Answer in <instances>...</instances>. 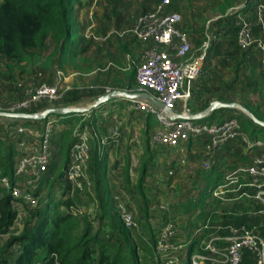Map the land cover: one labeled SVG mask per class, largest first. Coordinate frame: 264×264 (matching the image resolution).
<instances>
[{"label":"built area","instance_id":"2783aa9c","mask_svg":"<svg viewBox=\"0 0 264 264\" xmlns=\"http://www.w3.org/2000/svg\"><path fill=\"white\" fill-rule=\"evenodd\" d=\"M174 1L156 0L152 8L142 12L128 30L135 40L144 44V48L136 66V87L125 90L146 91L161 102L164 108L159 109L147 99H122L130 109L156 118V125L149 135L150 145L181 149L189 140H203L202 164L208 169L214 163L215 153L224 144L241 137L243 132L236 118L214 122L190 117L193 113L187 105L190 98L189 86L199 75L201 63L209 47L210 34H205L201 54L196 57L190 56V40L181 26V11L172 8ZM253 19L251 21L238 16L235 42L240 48L256 47L259 52L261 51L260 60L263 67L264 2H259L254 8ZM255 26H259L262 33L260 37L254 33ZM67 78L58 69L53 84L42 82L22 90L20 97L3 102L0 105V112H40L49 107L71 105L64 101L65 92L70 89V86L64 84ZM20 85L18 83V87ZM110 90L105 88L104 91ZM179 103L180 113L177 110ZM93 113L97 115L93 109L83 113L86 115L77 113L81 118L78 122H73L69 161L62 176V182L70 185L64 198L74 199L65 210L78 217L87 218H94V212L96 213L98 208L94 181L89 173L91 142H96L102 148L107 142H116L121 136L119 124L108 127L106 132L101 129V121L106 118L107 111L99 112L96 126L90 122L94 119ZM60 119L58 115H49L40 120L0 116V138L12 145L15 151L11 176L3 175L0 169V187L9 195L14 212L10 226L13 234H18L24 228L30 212L44 202L48 191L45 184L46 172L56 150L54 140L61 126L68 127L60 123ZM85 119L88 122H85ZM246 145L247 149L258 148L260 151L253 153L247 164L236 168L237 176L232 180L236 182V187L227 189L226 182H222L211 191V197L224 200L225 193L237 190L239 192L237 197L249 198L264 206V151L261 150L264 142L247 141ZM181 163H184V160H181ZM111 183L114 210L125 227L134 234L140 228L141 220L124 199L125 182L117 175ZM79 195L91 199L89 208L76 202L75 198ZM210 220V216L206 218L205 228L209 227ZM142 221L146 222L155 234L153 246L155 261L158 264H185L183 259L186 255L183 256L181 252L184 243L177 240L184 217L169 215L165 203H152L148 205L147 216ZM157 222L160 226L155 229ZM219 227L227 232L222 237L224 244L217 245L215 241L219 239L213 234L210 235L201 243V250H195L187 255L190 264H241L245 254L253 258L254 264H264V230L261 232L259 225L232 223ZM197 233L195 230L194 234ZM18 248L19 245L16 243L11 246L14 252H17Z\"/></svg>","mask_w":264,"mask_h":264},{"label":"rangeland","instance_id":"374dc122","mask_svg":"<svg viewBox=\"0 0 264 264\" xmlns=\"http://www.w3.org/2000/svg\"><path fill=\"white\" fill-rule=\"evenodd\" d=\"M260 1L262 0L174 1L172 8L181 11V26L187 32L190 40V56L196 57L201 54V45L205 34H210L209 47L206 50L199 75L195 79L194 84L195 90L197 92L202 90L206 99L220 97L227 99L229 102H237L242 105H260L261 110H264V76L260 74L262 67L258 63V56L261 58L262 52H259L256 47L240 48L234 41L233 34V28L237 27L238 16H243L253 21L254 8ZM155 2L156 0H76L72 10L75 27L74 39L76 42L71 46L77 51L76 64L66 63L64 68H59L56 63H53L44 69L40 66V62L36 61L27 65L25 70L21 71L12 61L1 56L0 105L5 101L20 97L22 90H26L36 84L42 82L53 84L57 78L58 69L65 76H71V81H69L71 86H80L84 91H91L94 88L125 89L126 85L121 87L120 81L128 83V74L138 65L140 54L144 48V44L135 40L128 30L136 18L142 12L150 10ZM228 3H231V6L227 7L223 12L222 8ZM254 29L255 35L260 37L262 33L259 26H255ZM53 48L54 41L49 39L45 47L39 51L42 58L48 55ZM18 83L21 84L20 87H18ZM135 87L136 84L133 81L131 88L134 89ZM197 92L195 93L196 96ZM96 94H94V97L92 95L82 98L79 102L71 105L89 106L96 98ZM122 102H124L122 98H116L114 101H108L93 109L97 116L93 113L92 125L96 126L95 122L99 118V112L109 109L113 104L120 106L123 104ZM219 111L221 112L219 117L224 119L236 118L240 123L249 119V116L237 108L224 109L222 111L219 109ZM113 114H116V112L109 111L108 118L106 120L102 119L101 122L111 125L114 122ZM133 114L134 119L139 118V122H144L143 113ZM122 116L124 115L122 114ZM204 119L202 121H210V118H207L208 120ZM73 120L76 122V117H73ZM85 122H88L87 119H85ZM127 122H129V119ZM101 128L104 130V125ZM140 132L141 137L143 136L142 138L147 142L144 145L148 146L150 131L144 132L143 129ZM255 140H250L243 132L241 137L228 142L215 153L213 156L214 163L208 169H205L202 164L203 161L201 162L204 159L202 151L203 140L192 144L190 148L194 150V153L188 150L180 151L179 148L177 150L160 148L159 150L163 151L164 155H160L161 157L157 161L155 160L154 165L150 168L148 179L145 180L146 186H144V189L147 205L148 203H165L168 206L169 215L175 217H181L188 213L184 210V205L191 199H197L204 186V176L210 172L212 167L223 172L222 182H226L227 189H233L236 187V182L232 180L236 179L235 176H237L235 166H243L244 160L240 158L242 153L247 152L249 155L254 153L247 149L246 143L247 141ZM95 144L96 142H91V155L94 148H97ZM183 154L185 157L182 156ZM181 157L186 161L184 165L179 164ZM170 170L172 173L169 172ZM117 175L121 176L109 171V181ZM58 189L55 185L53 186L55 199L57 201L64 200L62 193ZM238 193L237 190H231L224 194L226 199H220L219 202L213 199L211 195L205 199V206H208L205 217H211L209 224L222 226V221L219 218L224 214L223 212L235 210L244 200V198L237 197ZM229 196L234 199L226 201ZM76 199L77 202L87 204L88 207L91 205L87 203L91 199L86 196L82 197L79 195ZM124 199L137 218L141 220L140 228L134 232L138 244L139 240H143L148 245L144 249L143 245L139 244L141 260L146 264H156L153 249L150 246L152 229L146 222L142 221L145 217L142 207L144 202L142 197L137 194L131 179L129 182H125ZM225 203L229 204L225 206ZM246 215L247 217L250 216L249 213H246ZM251 217H255L251 221L254 222L255 219L254 224L259 225V230L262 232L264 230V208ZM203 218L204 215L201 218L194 215L193 222L197 220L200 224V219ZM87 219L96 229L98 226L96 216ZM228 223L232 224L231 221ZM159 226L160 223L157 222L155 229ZM195 228L198 234H204L205 236L204 231L206 229H203L202 225L197 227L195 223L180 227L179 232L181 231L184 235H187L190 230ZM211 229L214 230V228ZM4 240H6V236H0V245ZM11 252H14V250H11ZM187 263L188 257L185 259V264ZM253 263L251 256L245 257L241 262V264Z\"/></svg>","mask_w":264,"mask_h":264},{"label":"trees","instance_id":"16d2710c","mask_svg":"<svg viewBox=\"0 0 264 264\" xmlns=\"http://www.w3.org/2000/svg\"><path fill=\"white\" fill-rule=\"evenodd\" d=\"M75 1L2 0L0 2V57L12 61L21 71L36 61L40 62V66L44 69L53 63H56L59 68H64L66 63L75 65L77 51L71 47L76 42L72 18ZM229 6L231 3L225 5L222 11L224 12ZM236 30L237 27H234V41ZM49 39L54 41V48L42 58L39 51L45 47ZM260 59L258 56V63L262 67ZM135 71L136 68H133L128 74V83L120 81L121 87L126 85L125 89H131L132 83L135 81ZM260 74L264 76V66ZM81 96L83 93H80L78 89H69L65 92L64 101L71 104ZM218 99L229 102L220 97ZM243 106L256 118L264 120V110H261L260 105L243 104ZM58 116L64 123H67L68 127L59 131L58 137L54 140L56 150L46 172L47 194L44 202L30 212L24 228L18 234H13L10 230L14 212L11 208L9 195L5 189L0 187V235H8L0 245V264H146L141 260L139 244H142L144 249L148 245L143 240H139L138 244L133 232L125 227L114 210L106 161L99 155L97 148L91 155L90 164L98 205L95 215L98 222L96 229L86 216L78 217L65 210L73 203L74 199L70 197L58 201L55 199L54 185L59 188L63 197L70 188L68 183L62 182V176L69 161V150L72 145L73 122L71 121L73 117H76V122L81 118L77 113ZM147 116L149 118L152 115ZM240 124L242 132L250 140L260 139L264 142V126L255 123L250 118ZM248 150L254 153L260 151L258 148ZM261 150L264 151V146ZM14 155L13 146L0 138V169L3 175L11 176ZM250 156L247 152L241 154L240 158L244 160L243 165L250 161ZM146 166L147 162L144 161L135 184L136 190L142 196L145 204V215L147 199L144 196L142 184ZM238 167L240 166H235V169ZM223 176L220 169L212 167L210 172L204 176V186L199 196L196 200H189L184 205V210L189 212L200 208L203 211L205 199L211 195V191L215 187L222 184ZM125 178L128 179L127 168L125 169ZM75 200L77 202L76 198ZM252 218H247L243 214L236 216L232 223L254 224L255 219L253 222ZM151 234L150 246L153 249L155 234L153 232ZM14 243L18 244L19 248L11 260L14 254L11 252V246ZM195 243L196 240L192 241L189 247ZM190 251L188 255L191 254ZM156 264L158 263L156 262Z\"/></svg>","mask_w":264,"mask_h":264},{"label":"crops","instance_id":"0c3cea01","mask_svg":"<svg viewBox=\"0 0 264 264\" xmlns=\"http://www.w3.org/2000/svg\"><path fill=\"white\" fill-rule=\"evenodd\" d=\"M1 1L2 0H0V2ZM70 79H71V76H69L66 80H64V84H67L68 86H70V90L71 89H78L80 93H83V96H81L77 101H75L73 103H77L82 98H85V97H90L92 95L94 97V94H96V93L97 94L95 96L97 98L99 95H101L105 92L104 88L103 89L94 88L91 91H86V90L84 91L83 88L80 86H76V85L71 86L69 84V81H71ZM194 84H195V80L189 86L190 98L187 100V105H189L191 112L193 114H197V113L201 112L202 110H204L209 105V103L211 101L219 100L218 99L219 97L218 98L212 97V98L206 99V97L203 94L204 92L202 90H200L199 92H197L195 90L196 87ZM196 92L198 93L197 96L195 95ZM117 98H120V97H117ZM115 99L110 100V101H114ZM73 103H71V104H73ZM122 103L123 104L120 106L118 104H113L109 109L107 108L106 110H102V111H107V116H106L105 120L108 118V112L109 111H115L116 112V114H113V116H112L114 119V122L111 125H107L106 122H101V124H103L105 127L104 128L105 132L108 130V127H112L114 125L119 124L120 132H121L120 138L116 142H113V141L107 142L104 146H102V148H100L97 143L95 145L99 151V155L101 157H104V159L106 161L107 174L109 175V171L112 173H115V175L120 174L122 176L124 182H126V183L129 182V180L131 179L134 183V187H135V184L138 180L139 174L141 172L142 164L144 163V161L147 162L145 178H144V181L142 184L143 193L145 196V194H146L145 189H144V186H146L145 180L148 179V174L151 171L150 168L154 165L155 160L157 161L161 157L160 155H164L163 154L164 152L160 151L159 149L165 148L164 150H168V149H176L177 150V148H171V147H167V146H152V145H150L149 141H148V146H145L144 144H146L147 142H145V140L142 138L143 136L141 137L140 131L144 129V132H146L148 130V131H150L149 132V135H150V133L153 131V129L156 125V118L154 116H150L148 118L147 115L143 114L144 122H139V118L134 119L133 113H140V112H137L135 110L130 109L127 106V104L125 103V101ZM66 104H69V103H66ZM177 110H178V113L181 112V104L180 103L178 104ZM222 110H224V109H221V111ZM117 111H119V112H117ZM83 113H86V112H83ZM83 113H81V115ZM120 113H121V115L123 114L124 116L121 117ZM220 114H221V112L218 109H216L204 117L195 118V119L202 121V119H204V118H206V119L210 118V121L215 122V121H220V120L224 119L222 117H219ZM83 115H86V114H83ZM118 118H121V119H118ZM128 119H129V122H127ZM59 122L62 123L63 125L64 124L67 125V123H64L62 118L59 120ZM71 122H75V121L72 119ZM90 122L92 123L93 121L91 120ZM61 127L58 129L57 137H58L59 131H61L63 129ZM196 141H200V140H189V141L185 142L181 146V149L179 148L180 151L188 150L189 152L194 153V150L191 149L190 147ZM95 149L96 148H94V150ZM94 150H93V152H94ZM182 156H184V154ZM181 160H184V163H186L185 159L183 157H181V159L179 160L180 165H184V163H181ZM201 162H202V160H201ZM90 164H91V162H90ZM126 168L128 170V179L125 178V169ZM169 172L172 173L171 170ZM89 173L91 174V165L89 167ZM109 184H110V187L112 188L111 180L109 181ZM135 190H136V187H135ZM136 192H137V190H136ZM137 194H139V193L137 192ZM139 196L142 197L140 194H139ZM230 197L231 196H229L228 200H226V201L232 200ZM216 201L219 202L220 200L216 199ZM250 201H251V205H250ZM87 203H90V202H87ZM227 204H229V203H225V206H227ZM83 205L86 208H89L91 206L90 205L88 207L87 204H83ZM148 205H149V203H148ZM148 205H147V207H148ZM142 207L144 209V211H143L144 216H145L143 218V220H144L147 216V213L145 215V205L144 204L142 205ZM207 207H208L207 205L206 206L204 205V208H203L204 212L200 208H197V209L189 211L188 213L181 216V217L186 218L184 220V222H182L183 225L180 226L181 228L186 226V225H190V223H195V224H197V227L202 225V228L206 229L204 231L205 236H204V234H201V235L198 233L194 234L195 230H197L196 228L193 230H190L187 235H184L181 231L179 232V234L177 236L178 237L177 240L179 242L184 243V246L182 248L183 250L181 251L183 256L185 254L186 257H188L187 255H188L189 250H191L190 252H193L195 250H201L200 249L201 243L204 242L205 240H207L210 237V235H212V234L219 239V240L215 241V243L217 245H223L224 244V240L222 239V237H224V235L227 233L224 228H220L219 227L220 225L215 226V224H212V225L209 224V227H206V228L204 227V223L206 222V217H205L206 215L205 214H207V209H206ZM262 208H264V206L257 204L254 200L244 198V200H242L241 204H239L238 208H235V210H233V211H224L223 212L224 214L222 216H220L219 219L222 221V226H225L227 224H231L228 222L229 221L233 222L235 220L236 216H240L243 214L246 215V213H249V215H250L247 218H249V217L252 218L251 216L257 212L262 211ZM96 213L94 212L95 215H96ZM250 213H252V214H250ZM194 215H197L199 218H201L204 215V218L200 219L201 220L200 224L197 222V220H196V222H193ZM253 218H255V217H253ZM190 228H191V226H190ZM211 228H214V230H212ZM194 240H196V243L189 247V245ZM15 254H16V252H14L11 260L14 258ZM247 256H249V255L245 254L244 258ZM185 259H183V262L185 261ZM10 263H12V261H10Z\"/></svg>","mask_w":264,"mask_h":264},{"label":"water","instance_id":"95a60500","mask_svg":"<svg viewBox=\"0 0 264 264\" xmlns=\"http://www.w3.org/2000/svg\"><path fill=\"white\" fill-rule=\"evenodd\" d=\"M117 97L120 98H140L147 99L153 103L159 109H163V104L156 100L150 93L146 91H127L125 89H112L109 92H105L99 95L89 106H55L46 108L40 112H0V116L9 118H22L27 120H40L44 119L49 115H63L68 113H83L99 107L100 105L113 100ZM219 108H237L249 116L255 123L264 126V120L256 118L246 107L237 102H224L220 100H213L209 105L197 114H192V118H201L209 114L210 112ZM167 112H171L168 109H164Z\"/></svg>","mask_w":264,"mask_h":264}]
</instances>
